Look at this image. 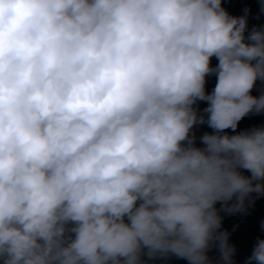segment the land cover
<instances>
[{
    "label": "clouds",
    "instance_id": "clouds-1",
    "mask_svg": "<svg viewBox=\"0 0 264 264\" xmlns=\"http://www.w3.org/2000/svg\"><path fill=\"white\" fill-rule=\"evenodd\" d=\"M247 11L0 0L2 264H142V253L208 264L213 245L232 264L219 212L264 195V126L224 132L264 113V93L251 94L264 81V28L245 37ZM205 123L214 131L196 147L191 130ZM253 261L264 264V239Z\"/></svg>",
    "mask_w": 264,
    "mask_h": 264
}]
</instances>
